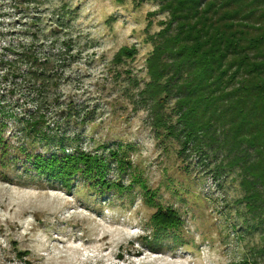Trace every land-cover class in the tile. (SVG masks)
Returning <instances> with one entry per match:
<instances>
[{
  "label": "rangeland",
  "instance_id": "374dc122",
  "mask_svg": "<svg viewBox=\"0 0 264 264\" xmlns=\"http://www.w3.org/2000/svg\"><path fill=\"white\" fill-rule=\"evenodd\" d=\"M167 15L159 0H0V118L6 152L19 157H0V264H264L262 224L246 205L239 169L217 171L222 153L181 152L141 98L150 37ZM124 47L136 54L119 60ZM39 71L57 81L45 83ZM69 100L94 118L68 146L106 154L107 177L129 186L123 192L78 175L63 187L27 168L19 147L57 145L19 131V120L50 105L43 113L52 123ZM63 129L74 135L73 125ZM109 150L127 161L124 170ZM159 206L176 210L178 228L152 233Z\"/></svg>",
  "mask_w": 264,
  "mask_h": 264
},
{
  "label": "trees",
  "instance_id": "16d2710c",
  "mask_svg": "<svg viewBox=\"0 0 264 264\" xmlns=\"http://www.w3.org/2000/svg\"><path fill=\"white\" fill-rule=\"evenodd\" d=\"M159 1L160 10L168 15L160 21L163 27L150 37L153 49L146 60L150 79L140 91L141 98L152 112V122L180 141L181 152H201L206 157L222 153L226 159L217 171L223 166L239 169L246 205L262 224L264 252V0ZM135 54V48L124 47L116 58ZM33 74L45 83L57 81L54 73ZM170 102L171 113H164V105ZM82 106L73 100L61 109L55 106L59 116L50 123V116L43 113L50 105L42 109L36 105L19 120L23 125L18 130L42 140L44 147H57L38 152L23 147L17 150L30 164L27 168L63 187L69 188L78 175L93 186L123 192L129 186L107 177L106 154L68 146L94 118ZM65 123L73 125V136L63 129ZM5 127L0 118V157L14 162L19 157L6 152ZM109 152L124 170L127 161L118 151ZM140 185L146 199H154L155 193L144 183ZM150 222L153 234L181 224L176 210L164 206L156 209ZM147 238L150 235L143 236ZM172 238L174 246L182 245L177 237Z\"/></svg>",
  "mask_w": 264,
  "mask_h": 264
}]
</instances>
